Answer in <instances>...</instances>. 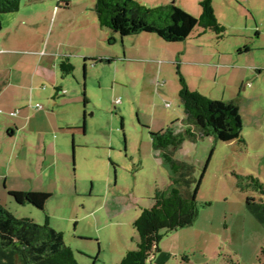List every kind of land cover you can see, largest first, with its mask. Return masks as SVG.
<instances>
[{"label":"rangeland","instance_id":"rangeland-1","mask_svg":"<svg viewBox=\"0 0 264 264\" xmlns=\"http://www.w3.org/2000/svg\"><path fill=\"white\" fill-rule=\"evenodd\" d=\"M138 1L149 7L174 3L195 16L201 14V0ZM95 4L96 0H21L17 12L2 15L0 41L16 34L21 45L33 49L47 43L50 47L59 36L65 43L62 48L78 50L81 27H91L93 35L95 30L112 31L99 25ZM213 7L226 28L221 38L213 30L203 33L197 27L187 40L162 39L163 50L152 53L156 61L141 64L122 60L119 34L118 38L112 35L119 41L116 44L100 36L89 52L98 59L112 56V62L88 61V70L83 60L72 61L82 92L86 84L85 93L91 99L86 108L92 117L87 133L77 134V145L65 144L67 178L61 179L45 210L20 204L8 193L4 205L18 218L40 224L51 214V226L63 231L67 245L74 242V250L81 246L94 252L77 254L81 264H109L115 262L113 253L120 247L125 252L136 249L135 219L143 208L153 206L157 189L168 190L171 184L172 173L165 163H158L150 134L167 127L185 128L178 67L187 82H197L203 95L234 100L242 108L245 142L199 137L186 139L174 152L175 158L194 166L193 187L204 174L197 194L199 214L191 225L164 234L160 251L147 264H264V225L246 203L247 197L259 194L242 190L235 175H252L264 183V0H213ZM19 55L9 60L0 57V68L16 64L28 69L30 56ZM4 77L0 73V79ZM107 176L112 182L110 192L125 204L121 211L129 207L115 217L99 211L94 221V216L86 215L102 203ZM139 197L142 200L135 203ZM99 237L105 250L96 257L101 249Z\"/></svg>","mask_w":264,"mask_h":264},{"label":"trees","instance_id":"trees-1","mask_svg":"<svg viewBox=\"0 0 264 264\" xmlns=\"http://www.w3.org/2000/svg\"><path fill=\"white\" fill-rule=\"evenodd\" d=\"M201 14L195 16L174 3L149 7L138 0H96L95 11L102 27L109 28L122 37L141 32L157 34L170 42L187 40L196 30L216 32L224 36L226 28L220 23L213 0H201ZM21 0H0V30L2 15L20 9ZM112 43L114 37L109 38ZM249 50V49H247ZM95 61L96 59H90ZM107 61H111L108 59ZM64 75L74 71L69 58L60 61ZM180 104L187 116L181 131L169 127L150 134L152 144L163 163L172 173L168 190H157L153 206L142 209L133 225L137 231V248L125 253L117 264H147L161 249L164 234L191 225L199 214L197 194L202 178L193 187L194 166L177 159L174 152L186 139L212 136L220 141L243 139V116L234 101L210 98L197 90H191L179 69ZM239 187L253 190L258 197H247L248 209L264 225V183L252 175L241 176ZM10 195L20 204H32L45 210L51 194L39 191H11ZM0 264H80L73 249L66 244L64 233L55 229L46 214L40 224L32 218H18L0 202Z\"/></svg>","mask_w":264,"mask_h":264},{"label":"crops","instance_id":"crops-1","mask_svg":"<svg viewBox=\"0 0 264 264\" xmlns=\"http://www.w3.org/2000/svg\"><path fill=\"white\" fill-rule=\"evenodd\" d=\"M101 28L104 27L101 26ZM79 30L78 41L80 45L75 51H73V47L68 45L66 48H62L61 44L65 43H61L59 36L54 38L50 47L47 43L44 48L33 49L21 45L24 43H21V37L16 34L5 36V40H7L0 41L2 43L0 46L1 58L9 60L22 54L30 56L31 59V64L27 63L30 67L27 66L29 68L26 70L16 66V64L3 65L0 68V73L5 76L4 79H0V114H3L0 115V202L3 204H6L4 201L6 200L5 194L10 195L11 191H39L54 194L61 179L65 181L67 178L68 159L65 144L72 141V144L76 146L77 134L87 133L89 115L92 117V113L88 115L86 108L91 100L88 97V101L85 93L86 84H83L82 92V83L77 80L74 71L64 75L59 64L65 57L69 58L71 62L75 61L74 58H78V61L83 60L85 62L84 66L89 70L88 61H92L90 59H96L92 63L98 60L100 62H112V56H100L101 58L98 59L95 52L89 51L95 46L93 41L96 39L97 42L98 37L107 38L109 41V38L114 34L118 38V33L101 29V32L95 30V35H93V29L89 26L86 27V25ZM153 35V33L141 32L125 36L124 39L120 35L123 46L122 60L141 64H147L150 61L155 62L157 56L152 55L153 50L158 52L160 49L163 50L164 43H161L163 42L161 37L158 36L156 39ZM109 43L116 44L119 41L115 39L114 42L109 41ZM55 44L58 45L55 46ZM4 55L5 57H3ZM108 59L111 61H107ZM178 69L180 70V67ZM187 83L191 90L201 92L197 82L195 85L189 81ZM82 101L83 107L81 106ZM39 103H41L42 108L37 107ZM239 108L245 120L244 112L240 106ZM16 111L17 114L12 115ZM1 119L4 121L2 122ZM82 120L83 125L81 124ZM121 130H123V121L121 122ZM54 133H56L55 137L53 136ZM153 152L158 163L164 165L158 151L154 149ZM170 179L172 184V176ZM111 186L112 182L107 176L105 183L107 190L101 195L102 203L91 210L86 217L88 215L94 216L95 221V214L99 211H105L110 217H115L128 209L129 205L127 204L128 207L126 206V209L121 211L122 205L125 204L121 203L118 195H113L110 192ZM140 200H142L141 197L137 198L135 203ZM48 216L49 222L53 224L52 215ZM117 224L122 226L121 222H117ZM53 227L59 230L55 226ZM98 230L100 229L98 228ZM80 235L81 238L92 237L88 234ZM101 239V237L98 238L101 249L96 257H100L102 249L105 250ZM72 245L76 244L72 242L69 246L73 249L80 264L77 254L91 256L94 253L81 246H77L76 251ZM124 249L122 246L114 252L116 260H114L115 262L110 260L109 264H117L126 253ZM93 264H97L96 261Z\"/></svg>","mask_w":264,"mask_h":264},{"label":"built area","instance_id":"built-area-1","mask_svg":"<svg viewBox=\"0 0 264 264\" xmlns=\"http://www.w3.org/2000/svg\"><path fill=\"white\" fill-rule=\"evenodd\" d=\"M117 102H119V100H116L114 103H117ZM37 107L38 108H42V105L41 104H37ZM16 114H17V111L12 113V115H16Z\"/></svg>","mask_w":264,"mask_h":264}]
</instances>
